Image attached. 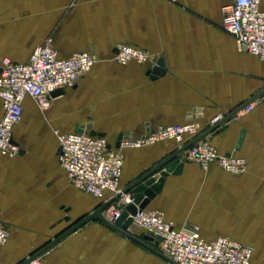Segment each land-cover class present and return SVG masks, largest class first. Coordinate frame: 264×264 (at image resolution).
<instances>
[{
  "label": "crops",
  "instance_id": "0c3cea01",
  "mask_svg": "<svg viewBox=\"0 0 264 264\" xmlns=\"http://www.w3.org/2000/svg\"><path fill=\"white\" fill-rule=\"evenodd\" d=\"M229 1L0 0V64L4 58L27 62L48 39L61 58L88 52L103 59L73 88L51 97L46 110L25 98L12 132L20 153L0 156V220L9 230L0 264H22L92 212L88 197L99 201L69 184L58 164L54 131L72 133L90 125L87 132L104 134L114 148L120 135L138 138L189 121L200 127L197 138L214 128L200 141L220 155L245 160L246 171L235 176L216 165L204 170L180 155L181 173L165 178L147 209L163 213L175 228L197 226L205 241L228 237L248 246L251 264H264V107L258 105L264 96L243 111L263 91L258 92L264 63L238 53L234 38L222 30L221 10ZM118 44L157 55L165 73L150 79L153 66L108 58ZM214 118L219 120L211 126ZM179 148L166 140L125 150L123 190ZM144 244L93 221L37 259L41 264H172L152 251L160 254L158 245Z\"/></svg>",
  "mask_w": 264,
  "mask_h": 264
},
{
  "label": "built area",
  "instance_id": "2783aa9c",
  "mask_svg": "<svg viewBox=\"0 0 264 264\" xmlns=\"http://www.w3.org/2000/svg\"><path fill=\"white\" fill-rule=\"evenodd\" d=\"M262 0H230L222 7V30L232 36L241 52H246L264 63V11ZM115 59L120 65L134 62L155 66L156 60L137 47L122 44L116 47ZM96 56L88 52L74 53L61 58L48 39L32 51L25 63H14L7 58L0 64V100L3 116L0 119V156L14 158L20 148L13 142L12 132L22 117L23 102L30 98L39 110L48 108L51 94L73 88L96 63ZM252 105L243 109L250 111ZM196 114H190L193 118ZM219 118L210 121L214 126ZM200 133L199 125L189 121L182 125L163 126L138 138L123 136L118 148H112L102 137L81 132L60 133L57 160L66 173L69 184L96 200L106 202L117 195V208L109 217L114 221L132 203L130 195H122L121 177L124 151L140 149L156 142L171 140L180 147ZM184 162H193L206 170L216 165L231 175L246 171V161L230 155H220L206 141L194 142L182 154ZM109 195V196H108ZM108 196V197H107ZM131 230L138 235L152 234L158 238L159 252L172 264H251L252 249L228 237L205 241L195 225L175 228L164 219L163 213L144 209L131 217ZM9 230L0 220V246L6 244ZM28 264H41L35 259Z\"/></svg>",
  "mask_w": 264,
  "mask_h": 264
},
{
  "label": "water",
  "instance_id": "95a60500",
  "mask_svg": "<svg viewBox=\"0 0 264 264\" xmlns=\"http://www.w3.org/2000/svg\"><path fill=\"white\" fill-rule=\"evenodd\" d=\"M115 53H116V50H115ZM164 73H165L164 61L162 59H159L157 60L155 66L152 69L148 70L147 76H149L150 79H156L158 77H161ZM62 91L63 90H57L53 92L51 94V97H55L59 95ZM262 96H264V90L260 92L252 101H249L246 104H244V107L249 106L255 99H258ZM240 109H237L231 112L230 114H228L224 118V121L229 120L230 118L234 117L235 114ZM90 128H91L90 125L82 126L81 128L78 129V132H81L83 129L89 130ZM213 129L214 128H211L208 132H211ZM89 135L93 137L104 138V134H100L94 131H90ZM204 135L198 138H195L191 142L187 143L186 145L182 146L181 148H179L178 150H176L175 152L167 156L158 165H156L154 168L149 170L146 174L139 177L132 184H130L125 190H123L122 195H127V194L130 195L132 203L129 204L125 208V210H123L114 221L110 222L109 220H107L104 216V211H106L114 203H116L117 200L121 197V195H117L111 198L110 200L104 203H101L93 212L85 216L82 220H80L70 229L62 233L60 236L56 237L49 244H47L44 248H42L39 252H37L35 255L30 257L28 260H26L22 264H28L29 262L37 259L42 253H44L49 248H51L52 246L60 242L63 238L73 233L81 226L89 222H93V221H97L105 225L106 227L110 228L111 230L119 232L120 234L126 236L127 238H130L131 240H134L135 242H138L139 244L143 246H145L144 241L153 242L154 245L157 246L158 242L160 241V238L152 234L138 235L132 232L130 228L131 223H132L131 217L134 216L137 211L147 209L149 204L156 198L157 194L160 193L166 177H168L169 175H178L181 173L184 167V164L183 162L179 161V156L186 149H188L194 142H197L198 140H200V138L203 137ZM122 137H123L122 135L118 136L117 142L115 144V148L119 147V142ZM152 251L158 254L159 256H161L166 261L170 262L168 259H166L164 256L159 254L154 249H152Z\"/></svg>",
  "mask_w": 264,
  "mask_h": 264
},
{
  "label": "rangeland",
  "instance_id": "374dc122",
  "mask_svg": "<svg viewBox=\"0 0 264 264\" xmlns=\"http://www.w3.org/2000/svg\"><path fill=\"white\" fill-rule=\"evenodd\" d=\"M119 45H122V44H118V46H119ZM142 50H143V49H142ZM237 50H238V51H237L238 53L241 52L238 48H237ZM144 51L148 52V53L152 56L153 60H157V59H156V58H157V55L152 54V53H150V52L147 51V50H144ZM108 58H111V59H113L115 62H117L116 59H115V54H114V56H108ZM96 59H97L96 62L103 61V59L100 58L99 56H97ZM262 90H264V84H262V86L258 89V92H259V91H262ZM258 92H256V93H258ZM258 105L261 106V107H264V97H263L262 99L258 100ZM258 105H257V106H258ZM259 106H258V107H259ZM54 133H55V131H54ZM146 146H147V145H146ZM100 204H101V203H100L99 201L91 200V199L88 197V207L92 209V212H93V211H94V210H95ZM116 208H117V202L114 203L109 209H107L106 211H104V216H105V217H109V216L112 214V212L116 210ZM141 251H142V252H146L147 250H146L145 248H141ZM142 262H143V259H142Z\"/></svg>",
  "mask_w": 264,
  "mask_h": 264
}]
</instances>
